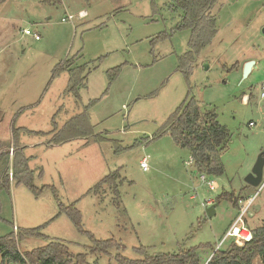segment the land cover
I'll use <instances>...</instances> for the list:
<instances>
[{
    "label": "rangeland",
    "instance_id": "374dc122",
    "mask_svg": "<svg viewBox=\"0 0 264 264\" xmlns=\"http://www.w3.org/2000/svg\"><path fill=\"white\" fill-rule=\"evenodd\" d=\"M172 1L3 2L0 152L10 149L13 127L44 132L20 131V147L34 171L33 184L54 185L64 204L75 202L83 229L97 240H118L124 246L119 252L130 259L141 257L135 249L142 245L150 254L196 247L200 264H206L212 248L236 219L239 205L257 191L244 178L258 155L264 161V97H260L264 0L217 1L218 33L196 57L188 78L177 65L178 57L187 52L190 31L176 28L182 12L169 7ZM67 14L75 15L73 22L62 21ZM26 28L40 37L23 34ZM75 55L91 71L79 89L80 99L67 91L68 73L52 71ZM250 60L253 68L243 76ZM116 66L119 74L109 82L108 71ZM189 97L198 101L202 112L213 110L230 132L228 148L221 155L224 174H203L206 181L216 182L214 190L200 180L188 149L168 133L152 139ZM90 102H95L89 108L94 131L107 140L77 138L48 147V133ZM143 157L148 171L140 167ZM116 169L122 177L118 194L107 185L97 195L86 193ZM9 180L10 187L0 194V236L13 231V222L20 228L47 222L43 229L47 238L17 242L22 253L42 247L49 239L67 241L73 254L86 251L92 242L66 214L50 220L58 213L50 190L35 197L23 184L14 185L10 175ZM222 192H233L242 202L222 200L208 217L203 203ZM250 210L248 227L264 224V189ZM230 242L234 241L227 240L222 248ZM116 253L113 248L108 254H89L84 264H117ZM252 264H261L260 258Z\"/></svg>",
    "mask_w": 264,
    "mask_h": 264
},
{
    "label": "trees",
    "instance_id": "16d2710c",
    "mask_svg": "<svg viewBox=\"0 0 264 264\" xmlns=\"http://www.w3.org/2000/svg\"><path fill=\"white\" fill-rule=\"evenodd\" d=\"M6 0H0V6ZM218 0H173L170 3L172 10L182 12L179 23L176 28L190 31L188 39L187 52L178 57L177 68L180 69L186 78L192 71V65L196 57L200 55L203 49L213 40L218 33L217 16L215 7ZM79 56L66 58L56 65L52 70L54 75L61 72L68 73L67 91L75 98L80 99V88L86 84L88 74L91 72L87 64L77 62ZM235 65H233L234 67ZM96 67V65L93 66ZM119 66L108 71L109 82H112L119 74ZM95 102H90L83 106V110L76 113L75 116L67 120L58 129L50 131L47 145H58L77 138H91L94 142L106 141L107 138L100 132L94 131L90 122L89 108ZM27 131L31 134H44L42 131H33L25 127L12 128V144L8 146L13 149L12 157L9 152L0 153V194L10 186L9 175L12 172L14 185L23 184L35 197L41 193L50 190L52 196L58 205V213L50 220L55 219L64 213L74 224L78 231L87 233L90 246L86 251L73 254L70 251L67 241L58 239H49L48 243L39 248L24 253L29 264H84L87 255L99 253L108 254L110 249L115 248L117 253L114 255L117 264H200L201 258L198 256L197 248L182 249L174 253H155L147 252L145 246L136 247L141 257L130 259L123 256L119 251L124 247L114 238L96 239L93 234L82 227L81 214L76 203L64 204L60 200L57 188L54 185L43 184L37 187L33 184L34 171L28 166L29 158L24 154L20 147V131ZM169 134L173 141L179 146L188 149L191 161L195 169L200 174L221 176L225 172L223 162H221L222 153L228 148V139L230 132L228 128L217 121L216 113L209 109L206 112L201 111V107L196 99L189 97L177 106L170 113L161 127L154 133L153 138H158L164 134ZM46 134V133H45ZM118 181L122 177L118 169L101 178L97 184L89 189L86 193L97 195L104 186H113L114 191L118 194ZM117 199V198H116ZM232 200L234 205H238L242 200L240 196H235L233 192H222L214 200L218 204L222 200ZM0 204V212H1ZM44 222L40 226L32 228L18 227L17 234L11 231L4 236H0V262L18 263L21 261L18 249V241L24 238H47L43 233ZM252 239L245 244L230 242L226 248L214 250L206 264H252L257 257L260 258L261 264H264V224L257 227H250ZM205 247V246H204Z\"/></svg>",
    "mask_w": 264,
    "mask_h": 264
},
{
    "label": "built area",
    "instance_id": "2783aa9c",
    "mask_svg": "<svg viewBox=\"0 0 264 264\" xmlns=\"http://www.w3.org/2000/svg\"><path fill=\"white\" fill-rule=\"evenodd\" d=\"M77 15L85 16L83 11L77 12ZM74 17H75V15L67 14V17L62 18V21L71 23V22H73ZM23 34L33 35L35 40H37L40 37L38 34L36 35L35 33H32L27 28L23 29ZM261 86H262V89L264 90V82L261 84ZM260 97L261 98L264 97V92H261ZM12 150L13 149H11V151ZM139 164H140V167L144 171H148L149 166L147 164L146 157L141 158L139 161ZM10 177L12 178V172H10ZM200 180L205 182L208 185L209 189H211V190H214L218 187L215 181H213V180L206 181V178L203 174L200 175ZM261 180L262 181L257 186V191L252 196L248 197L247 200H245L241 205H239V207H238L239 212H238L237 216L235 217L236 219L230 225V227L226 230L225 234L223 235V238L219 241V243H217L215 245L214 250L222 248L223 244L229 239L233 240L235 243H238V244H245L253 238L252 237V231L246 223V217H248L251 206L253 205V203L255 201V197L258 195V193L260 191H262L264 189V177H262ZM214 201L215 200L210 198L203 203V206L207 207L208 205H210ZM239 202L241 203L242 201L240 200ZM12 224H13V231L15 234H17L18 226L14 222ZM19 252H20V257H21L20 262H18V263L7 262L5 264H29V261L27 260L24 253H22L20 250H19Z\"/></svg>",
    "mask_w": 264,
    "mask_h": 264
},
{
    "label": "water",
    "instance_id": "95a60500",
    "mask_svg": "<svg viewBox=\"0 0 264 264\" xmlns=\"http://www.w3.org/2000/svg\"><path fill=\"white\" fill-rule=\"evenodd\" d=\"M253 65H254L253 60L247 61L245 63L243 76L247 75L251 71ZM10 151L11 149L6 150V152H10ZM255 161L256 162L254 163L252 169L247 173V176L244 178V180L246 181L247 184L257 187L262 181L261 179L263 177L264 161L261 154L258 155ZM216 206H217V202H212L210 206L206 207L205 213L208 217L214 215ZM250 214H251V210L249 211V215Z\"/></svg>",
    "mask_w": 264,
    "mask_h": 264
},
{
    "label": "crops",
    "instance_id": "0c3cea01",
    "mask_svg": "<svg viewBox=\"0 0 264 264\" xmlns=\"http://www.w3.org/2000/svg\"><path fill=\"white\" fill-rule=\"evenodd\" d=\"M79 12V11H78ZM84 14H85V12H83ZM246 98V95L244 96V99ZM86 143V142H85ZM48 147H53V146H56V145H47ZM1 153V152H0ZM43 185V184H42ZM215 202V201H214ZM217 206H218V204H217ZM217 206H216V208H217ZM216 208H215V212H216ZM215 214V213H214ZM16 224V223H15ZM18 226V225H17ZM19 227V226H18ZM29 228H32V227H29ZM212 255V253H210L208 256H209V258H210V256Z\"/></svg>",
    "mask_w": 264,
    "mask_h": 264
}]
</instances>
